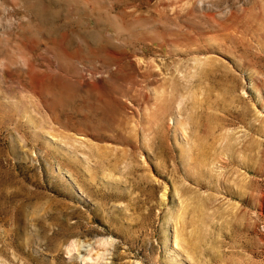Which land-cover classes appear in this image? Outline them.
Segmentation results:
<instances>
[{"label":"rangeland","instance_id":"374dc122","mask_svg":"<svg viewBox=\"0 0 264 264\" xmlns=\"http://www.w3.org/2000/svg\"><path fill=\"white\" fill-rule=\"evenodd\" d=\"M0 264H264V0H0Z\"/></svg>","mask_w":264,"mask_h":264}]
</instances>
